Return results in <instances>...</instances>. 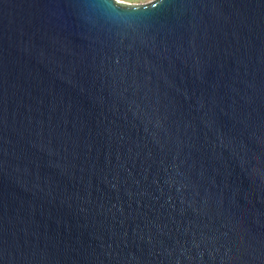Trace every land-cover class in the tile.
Here are the masks:
<instances>
[{
    "label": "water",
    "instance_id": "water-1",
    "mask_svg": "<svg viewBox=\"0 0 264 264\" xmlns=\"http://www.w3.org/2000/svg\"><path fill=\"white\" fill-rule=\"evenodd\" d=\"M0 0V264H264V0Z\"/></svg>",
    "mask_w": 264,
    "mask_h": 264
},
{
    "label": "clouds",
    "instance_id": "clouds-1",
    "mask_svg": "<svg viewBox=\"0 0 264 264\" xmlns=\"http://www.w3.org/2000/svg\"><path fill=\"white\" fill-rule=\"evenodd\" d=\"M145 3H150L151 0H144ZM112 4L116 5L117 10L121 9V0H112ZM131 11H138L137 8H133L131 5L128 6ZM121 11V10H120Z\"/></svg>",
    "mask_w": 264,
    "mask_h": 264
},
{
    "label": "rangeland",
    "instance_id": "rangeland-1",
    "mask_svg": "<svg viewBox=\"0 0 264 264\" xmlns=\"http://www.w3.org/2000/svg\"><path fill=\"white\" fill-rule=\"evenodd\" d=\"M153 1V0H151ZM122 3L129 4V5H140L145 4L144 0H121Z\"/></svg>",
    "mask_w": 264,
    "mask_h": 264
}]
</instances>
